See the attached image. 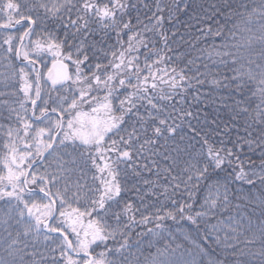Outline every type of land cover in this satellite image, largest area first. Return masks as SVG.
Listing matches in <instances>:
<instances>
[{"label": "snow or ice", "instance_id": "1", "mask_svg": "<svg viewBox=\"0 0 264 264\" xmlns=\"http://www.w3.org/2000/svg\"><path fill=\"white\" fill-rule=\"evenodd\" d=\"M0 50V264H264V0H0Z\"/></svg>", "mask_w": 264, "mask_h": 264}, {"label": "trees", "instance_id": "2", "mask_svg": "<svg viewBox=\"0 0 264 264\" xmlns=\"http://www.w3.org/2000/svg\"><path fill=\"white\" fill-rule=\"evenodd\" d=\"M140 2H148L149 4H151V0H140ZM194 3L196 4H204L205 6H207L208 4H212V3H226V2H230L233 4L239 3V0H193ZM249 2H251V0H249ZM143 11V10H142ZM180 15V21H181V26H179V31L184 32L186 29L184 27V25H187L189 23V18L186 16H183L182 14ZM215 20L219 21L221 24L224 23L223 20L220 19L219 16L215 17ZM174 24L176 22H173ZM192 23H195V21H192ZM58 27V24H57ZM173 30H177L175 27L173 28ZM189 31H191L192 29H188ZM208 44H211L212 41H208ZM218 43V41H217ZM2 50H0V55H2ZM51 56L50 54H46L43 57V60L41 62V70L44 72L46 71L50 64H51ZM16 65L18 66H24L20 63L19 60H16L14 62ZM3 69V68H2ZM4 71V70H3ZM0 73H2L0 71ZM214 95H218L215 94ZM9 99H11L9 97ZM191 99V97L189 96V100ZM201 110L204 112L208 113L209 119L213 118V116H216V118L219 121H224L226 122L228 120V116L227 113L224 112L222 109L217 110L215 104L209 102V107L208 108H204L203 106H201ZM7 115V113L3 110V108H0V124H5L7 125V120L3 119V117H5ZM15 126V125H13ZM221 128H223V124H221ZM238 129V131L236 130ZM232 138L233 141L236 140L237 136L243 137L244 136V130L243 127L240 125H236L234 126L233 131L229 134ZM224 139L227 141L228 140V136H225ZM7 143L6 138H4L3 135V131L0 130V153H2L4 151L3 145ZM229 147H231V145H228ZM244 153H248V148L245 147L243 149ZM244 156H241V159H244ZM252 160L256 161L257 163H259V160L257 158V156H252L251 157ZM6 174V171L3 167L2 164H0V175H4ZM236 188H240L241 185L237 184L235 186ZM249 191H254L251 189H248L246 186H244V191L242 192H238L236 193L237 196H244L246 195ZM135 195L134 192H129L128 195L125 197V199H130ZM177 202L180 201V197L176 196L174 198ZM167 207L169 209L172 208V204L169 201H163ZM239 202V201H237ZM6 207V205H4L2 202H0V209ZM196 210H199L198 205L196 206ZM223 215H218L216 218L211 219L210 221H198V226L197 225H193L190 221H187L186 219H181L179 216H177V219L175 221L172 220H167L165 221V224L168 228V230L171 232L172 237H174L177 241V243H180L182 245H184V247L186 248H191V242L190 240H186L185 236H190L191 239H195L197 240V242L201 243L205 248H209L210 246V251L214 254V255H220L222 256V247H218L217 243H214L213 240H208V241H202L200 239V237L204 234V230L205 228L209 229V234L212 237H217L220 236L222 237L225 233L224 232H215V231H211V227L213 224H217L218 222H220L221 224H226L227 223V217L229 215V213L226 210H222ZM232 215H235V210H233ZM139 218V217H137ZM153 225H148V228H153ZM168 233H165L163 237L159 238V242H158V238L156 237H150L146 230L141 227L135 230V232L132 233V242L139 243V251L143 252V255L145 257H147L150 253H154L156 251L157 247H163V245L165 243H170V241L167 239ZM133 252H137L136 249H133Z\"/></svg>", "mask_w": 264, "mask_h": 264}, {"label": "water", "instance_id": "3", "mask_svg": "<svg viewBox=\"0 0 264 264\" xmlns=\"http://www.w3.org/2000/svg\"><path fill=\"white\" fill-rule=\"evenodd\" d=\"M51 67H52V63H51L49 68H51ZM58 71H59V68L53 69V72H58ZM46 73H47V71H46Z\"/></svg>", "mask_w": 264, "mask_h": 264}, {"label": "rangeland", "instance_id": "4", "mask_svg": "<svg viewBox=\"0 0 264 264\" xmlns=\"http://www.w3.org/2000/svg\"><path fill=\"white\" fill-rule=\"evenodd\" d=\"M2 68H3V67H0V71L3 73V72H4V71H3V70H4V68H3V69H2ZM44 72H45V71H44Z\"/></svg>", "mask_w": 264, "mask_h": 264}]
</instances>
